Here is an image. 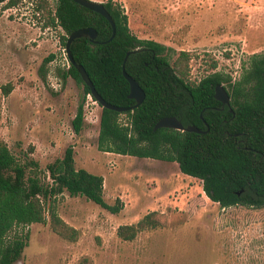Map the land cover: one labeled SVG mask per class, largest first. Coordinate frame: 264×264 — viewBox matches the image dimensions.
<instances>
[{"label":"rangeland","instance_id":"obj_1","mask_svg":"<svg viewBox=\"0 0 264 264\" xmlns=\"http://www.w3.org/2000/svg\"><path fill=\"white\" fill-rule=\"evenodd\" d=\"M32 1L23 0L17 16L0 5V142L22 163L36 162L46 183L47 167L73 146L76 168L103 176L105 201L117 206L119 200L122 209L113 213L65 193L59 214L79 230V240L62 239L48 224L31 225L29 245L16 264H264V209H222L206 196L203 182L183 174L176 162L99 150L102 108L85 96L83 84L62 78L69 69L64 30L42 26L41 34L22 17ZM46 2L48 22L57 1ZM113 2L128 16L132 34L167 48L172 66L189 53L193 84L215 73L236 82L254 55H264V0ZM51 55L43 79L40 68ZM7 86L11 90L4 93ZM80 105L85 127L76 135L72 121ZM128 122L122 114L120 123ZM151 212L166 215L168 226L144 231L132 242L118 237L120 226L137 224Z\"/></svg>","mask_w":264,"mask_h":264},{"label":"trees","instance_id":"obj_2","mask_svg":"<svg viewBox=\"0 0 264 264\" xmlns=\"http://www.w3.org/2000/svg\"><path fill=\"white\" fill-rule=\"evenodd\" d=\"M39 8L48 4L40 0ZM22 0H0L3 10L17 7ZM116 24L72 0H58L56 18L48 24L62 27L65 46L73 32L94 28L97 39H76L71 45L76 64L85 68L98 94L109 104L129 109L136 102L129 99L130 84L125 68L144 90V102L133 111L116 112L102 108L98 148L138 158L176 162L180 171L203 182L206 196L222 209L243 206L264 209V55H254L240 80L211 74L199 83L188 81L190 55L182 52L172 66L167 48L152 40H141L131 33L128 16L113 0L104 3ZM2 11H0L1 14ZM47 13H50L47 11ZM54 59L47 57L40 68L43 79L47 66ZM74 78L84 85L85 96L91 89L84 84L75 66L62 73L64 80ZM227 84L230 106L214 98L215 87ZM11 86L4 88L9 93ZM233 110V113H231ZM129 118L120 123V116ZM175 117L184 127L195 126L206 133L181 132L174 129L154 130L162 118ZM76 135L85 127L84 106L80 105L72 121ZM51 182H43V171L34 161H19L5 142H0V264H16L29 245L34 224H48L59 237L77 242L79 230L67 224L59 214L60 198L68 193L113 213L122 209L104 199V178L75 166L74 147L64 157L47 167ZM168 226L167 217L151 212L137 224L120 226L117 235L134 241L144 231Z\"/></svg>","mask_w":264,"mask_h":264},{"label":"water","instance_id":"obj_3","mask_svg":"<svg viewBox=\"0 0 264 264\" xmlns=\"http://www.w3.org/2000/svg\"><path fill=\"white\" fill-rule=\"evenodd\" d=\"M72 1L81 5L82 7L86 8V9H89V10L105 17L110 22L112 29H113V34H112V37L110 38L109 41H111L115 37L116 24H115L114 19L110 15V13L105 8L104 4L99 3V2H95V1H91V0H72ZM97 36H98V33L94 28L81 29V30L75 31L71 35H69L67 43L65 45L66 55L69 59V62H70V64H72L73 66L76 67L79 74L81 75L82 81L84 82V84L86 86H88L91 89L92 97L96 100V102L101 107L109 109V110H113L116 112H122V113L126 112V111H133L134 109L138 108L144 102L146 94H145L144 90L141 88V86L139 85V83L126 72L125 63H126L128 57L130 56L131 53L140 52L141 49H137V50H134L132 52L127 53L124 64H123L124 77L126 78V80L130 84L129 99L134 100L136 102V104H135V106H133L129 109L120 108V107H117V106H114V105L107 103L98 94V92L95 89V86H94L93 82L91 81V79H90L88 73L86 72L85 68L81 65L76 64L75 60L72 57L71 45L76 39L87 38L91 42H94L97 39ZM214 98L218 102L222 103L223 105L230 106V95H229L227 89L225 88V86L223 84L216 85ZM231 113L234 114L233 110H231ZM163 128L174 129V130L181 131V132H193V133H197V134L206 133L205 131L198 129L195 126L184 127L183 124L175 117L162 118L161 120H159L157 122L154 130L157 131V130L163 129Z\"/></svg>","mask_w":264,"mask_h":264},{"label":"built area","instance_id":"obj_4","mask_svg":"<svg viewBox=\"0 0 264 264\" xmlns=\"http://www.w3.org/2000/svg\"><path fill=\"white\" fill-rule=\"evenodd\" d=\"M36 1H38V4ZM45 1H48V0H45ZM56 1H57L56 5L58 6V0H56ZM34 4H36V6H34ZM39 4H40V0H35V1L33 0L30 3V6L26 7L25 8L26 10L24 9L22 17H26L27 23L33 27L39 28L41 34H46L45 32L42 33V26H43V30H46V31H49L52 27H54V28L60 27L62 29V27L58 25L57 19L55 21V23L57 24L56 27L53 26L52 24H48L47 20L45 21V18L43 17V8H39ZM19 6L20 5H18L17 7L6 9V10L9 12H12L14 15L17 16L18 12L22 11V9L19 8ZM52 11H53V8H52ZM52 16H53V18H56V11L54 13H52ZM42 18H43V22H42ZM62 52H63V57H64L67 65H68V67L70 68V62H69V59L66 55L65 48L62 50ZM89 96L92 97V95H89Z\"/></svg>","mask_w":264,"mask_h":264}]
</instances>
